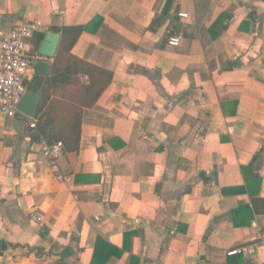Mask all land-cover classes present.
Wrapping results in <instances>:
<instances>
[{
	"label": "crops",
	"instance_id": "obj_1",
	"mask_svg": "<svg viewBox=\"0 0 264 264\" xmlns=\"http://www.w3.org/2000/svg\"><path fill=\"white\" fill-rule=\"evenodd\" d=\"M28 21L113 75L62 179L0 112V264H264V0H0Z\"/></svg>",
	"mask_w": 264,
	"mask_h": 264
},
{
	"label": "trees",
	"instance_id": "obj_2",
	"mask_svg": "<svg viewBox=\"0 0 264 264\" xmlns=\"http://www.w3.org/2000/svg\"><path fill=\"white\" fill-rule=\"evenodd\" d=\"M84 30L83 25L56 28L60 41L37 108V131L32 135L37 141H61L64 152L78 150L82 109L95 103L113 75L111 71L71 53ZM39 42L40 39L35 42L36 47ZM38 122L42 123L41 126Z\"/></svg>",
	"mask_w": 264,
	"mask_h": 264
},
{
	"label": "built area",
	"instance_id": "obj_3",
	"mask_svg": "<svg viewBox=\"0 0 264 264\" xmlns=\"http://www.w3.org/2000/svg\"><path fill=\"white\" fill-rule=\"evenodd\" d=\"M178 17H187L185 12H177ZM40 24L36 21H28L16 27H10L0 32V112L8 117L23 114L18 110V104L26 92V79L28 71L33 63L42 56L33 47L31 41L39 32ZM181 36L173 32L168 35L167 43L176 46ZM32 133L37 131V120L27 116ZM41 151L48 159L57 178L63 175L58 167V159L64 155L61 141L47 143L41 141ZM237 252L236 249L229 254Z\"/></svg>",
	"mask_w": 264,
	"mask_h": 264
},
{
	"label": "water",
	"instance_id": "obj_4",
	"mask_svg": "<svg viewBox=\"0 0 264 264\" xmlns=\"http://www.w3.org/2000/svg\"><path fill=\"white\" fill-rule=\"evenodd\" d=\"M60 41V33L55 31H47L44 34V37L38 44L37 52L42 56V58H53L56 54ZM50 66L45 61H37L35 66V74L37 77L33 80L32 84L28 87L24 95L22 96L19 104L18 110L23 114L35 117L37 108L40 102L41 93L45 80L40 85L37 91H33V87L38 81V76H47L49 74ZM41 122H38V125L41 126Z\"/></svg>",
	"mask_w": 264,
	"mask_h": 264
}]
</instances>
